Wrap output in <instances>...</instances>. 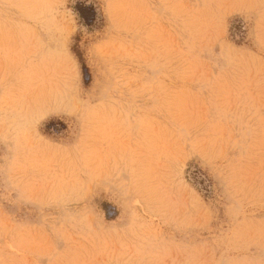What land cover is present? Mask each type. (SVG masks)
<instances>
[{
  "label": "rangeland",
  "instance_id": "rangeland-1",
  "mask_svg": "<svg viewBox=\"0 0 264 264\" xmlns=\"http://www.w3.org/2000/svg\"><path fill=\"white\" fill-rule=\"evenodd\" d=\"M0 264H264V0H0Z\"/></svg>",
  "mask_w": 264,
  "mask_h": 264
}]
</instances>
